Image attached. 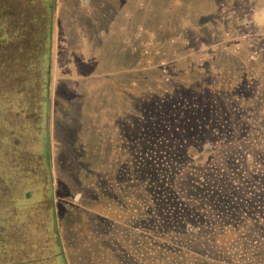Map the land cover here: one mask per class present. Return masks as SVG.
Here are the masks:
<instances>
[{"label":"rangeland","instance_id":"374dc122","mask_svg":"<svg viewBox=\"0 0 264 264\" xmlns=\"http://www.w3.org/2000/svg\"><path fill=\"white\" fill-rule=\"evenodd\" d=\"M125 10L133 14L135 36L131 92L124 98L116 93L120 85L110 78L112 71L104 67L116 63L106 27L130 25L128 15H120ZM100 27V43L92 42L100 60L83 69L95 68L97 83L91 86L82 77L76 80L75 55L86 58L84 50L94 47L88 37ZM43 29L22 65L0 69V264H50L48 257L51 264H65V258L68 264H88V241L79 232L84 217L102 211L100 192L111 200L107 207L121 223L119 230L124 225L149 230L152 223L143 214L154 207L149 203L160 198L173 202L156 194V186H147L139 170L146 148L167 141L191 162L214 140L211 129L223 124L233 132L228 157H223L237 165L219 180L226 182L227 191L214 194L247 205L220 214L212 203V219L222 216L217 223L226 229L241 225L242 217L254 222L251 237L258 240V254L245 264H264V0H90L88 6L52 0L45 139L40 79L50 37L44 24ZM32 48L35 55L29 53ZM193 167L202 170L207 162ZM54 220L66 256L61 255L62 261L50 250ZM218 227L212 228L215 235L222 231ZM215 235L210 230V239ZM123 237L128 252L130 242ZM173 260L188 263L183 253Z\"/></svg>","mask_w":264,"mask_h":264},{"label":"trees","instance_id":"16d2710c","mask_svg":"<svg viewBox=\"0 0 264 264\" xmlns=\"http://www.w3.org/2000/svg\"><path fill=\"white\" fill-rule=\"evenodd\" d=\"M51 23L52 0H0L1 70L4 71L5 69L6 71L11 66H16L17 63L22 65L21 59L27 56V50L34 47L33 42L39 34H43V24L48 29L50 41L46 38L45 44L49 54L46 56L45 65H41L43 76L40 79L42 84L41 98L43 107L45 106L43 116L46 121L43 127L44 139L48 135L49 98L47 95L50 79ZM139 35L137 34L136 37ZM134 36L135 34L132 32L129 42L131 51H133ZM241 40L243 41V39ZM35 51L36 49L32 48L29 53L35 55ZM131 68L130 70H132ZM127 73L130 74V72ZM18 76L20 77V73ZM128 90L131 89L127 87V95ZM36 97L39 98L38 95ZM218 124L220 125V123ZM218 127L220 129H211L215 137L212 143L209 141L207 145H203L193 156L191 162L184 161L178 154L179 146L168 145L167 141L164 145H161L164 142L162 141L160 145L146 148L144 155L146 160H142L143 168H139V170L142 171L147 186H156L158 190L155 192L156 194L170 198L173 202L172 204L164 203L160 198L157 199V202L149 203L154 204V207L143 213L152 223L149 225V230L144 231L146 228L141 225H135V227L124 225V229L123 227L120 229L122 231L120 235L118 228L121 223L115 222L111 213L112 210L108 208L111 205V200L105 199L106 192L98 193V204L103 206L102 211L95 212L94 218L89 217L90 222L88 218L84 217V224L79 232L83 234L84 240L88 241V246L84 252L88 264H157L158 261L161 264L167 262L173 264V258L182 257V253L189 264L192 262L195 264H202V262L204 264H245L246 258H255V255L258 254V240L254 238V235L251 237L255 233L253 231L256 226L254 222L248 223V220L242 217V221L239 222L241 225L226 229L225 223L222 225L221 222L217 223L218 220H223L222 216L219 215L218 219H212V203L218 205L221 214L235 210L237 207L242 208L245 202L232 200L222 194H220L221 198L219 199L216 197L217 194H214L221 189L226 190V182L223 179L219 182L221 175L227 174V168H235L237 165L236 162H231V159L223 157L224 155L228 157L226 145L229 140H233V132H229L224 124ZM184 142L185 140L179 144L180 147L183 146ZM235 144L232 143L234 150H236ZM159 157L163 159L161 165L156 163ZM209 157L212 159L211 165L208 164ZM227 160L228 162H226ZM205 162H207V167L202 170H196L193 167L194 164H204ZM214 163H217L218 166ZM46 165H48L51 173L50 158ZM158 170L162 171L161 175H158ZM51 180L50 178V183ZM250 181L254 182V179L251 178ZM245 205H247L246 202ZM249 212L250 210H248ZM93 219H97L98 224H95ZM54 223L50 250H53L51 252L53 256H58L62 261L61 255L65 256V253L59 241V231L55 220ZM218 226L222 227V231L215 235L212 228L221 229ZM261 227L264 228V222L261 223ZM210 230L215 235L213 239H210ZM123 236L130 242L128 252L125 251L127 244L123 241ZM197 242L201 243L197 244ZM196 246H199V250H196ZM120 247L122 248L120 249ZM216 249L217 253L214 252ZM118 250H120L119 253H117ZM46 259H50L48 261L50 264L54 261L52 257ZM65 264H68L66 258Z\"/></svg>","mask_w":264,"mask_h":264},{"label":"crops","instance_id":"0c3cea01","mask_svg":"<svg viewBox=\"0 0 264 264\" xmlns=\"http://www.w3.org/2000/svg\"><path fill=\"white\" fill-rule=\"evenodd\" d=\"M79 2L80 4L85 5V6H88L90 4V0H79ZM120 13H121L120 15L122 18H125L128 15V17L125 18V21H127L130 25H125L124 23V24L118 25L115 30L111 29L112 23L107 25L105 31L107 33L110 32V38H111L110 40L111 42H113V45L110 49V54H111L110 58L114 60L116 63L112 68L110 66H106L104 68H108L110 71H112V74H113V70L117 69L113 75L111 74L109 76L110 78L111 76H113L114 78L113 82L115 84L120 85V87L117 86L119 91L116 90V93L124 95V98H125L127 95V87L128 89L129 88L131 89V86H129V84H131V80H132L130 67H132L133 53L130 49L129 42H130L131 33L133 32V29H132L133 22L131 18V15L133 16V14L130 12L126 13V10L121 11ZM98 20L100 22V14L98 15ZM101 27L99 28L98 32L96 33L94 32L93 36L89 35L90 37H88L92 46L94 45L92 43L93 41H95V43L98 41V44L100 43V40L98 39L100 38V33L103 32L102 31L103 29L101 30ZM108 28H109V31H107ZM97 34H99V36L95 38ZM84 51H85L86 58H81L77 56V54L75 55L76 57L75 63L77 64V74H78V77L76 78V80L79 77H82L86 81V84L88 82L90 83L91 86L92 85L94 86V84L96 85L97 83V79L95 75V68L93 67H95L96 63H98L100 60V58H98L99 51L96 45H94V47L92 48L89 47L87 50H84ZM96 51L98 53H96ZM85 66H93L91 68L93 72L88 71V70H86V72H83L84 71L83 69ZM96 67L100 68L101 66H96ZM127 72H130V74ZM52 76H53V68H52ZM122 76H123V80L121 79ZM99 83H101V77L99 78ZM130 92L131 90H128V95ZM126 101L127 100L124 101V107H126Z\"/></svg>","mask_w":264,"mask_h":264},{"label":"flooded vegetation","instance_id":"af4514ba","mask_svg":"<svg viewBox=\"0 0 264 264\" xmlns=\"http://www.w3.org/2000/svg\"><path fill=\"white\" fill-rule=\"evenodd\" d=\"M55 207H56V205H55ZM68 207H69L68 204H66V205H65V208H68Z\"/></svg>","mask_w":264,"mask_h":264}]
</instances>
